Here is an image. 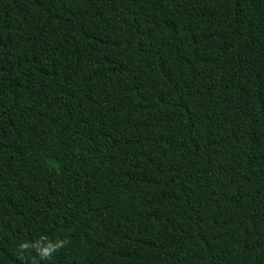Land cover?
<instances>
[{
	"label": "trees",
	"instance_id": "16d2710c",
	"mask_svg": "<svg viewBox=\"0 0 264 264\" xmlns=\"http://www.w3.org/2000/svg\"><path fill=\"white\" fill-rule=\"evenodd\" d=\"M264 264V0H0V264Z\"/></svg>",
	"mask_w": 264,
	"mask_h": 264
},
{
	"label": "clouds",
	"instance_id": "9594fccd",
	"mask_svg": "<svg viewBox=\"0 0 264 264\" xmlns=\"http://www.w3.org/2000/svg\"><path fill=\"white\" fill-rule=\"evenodd\" d=\"M66 244L67 241L64 239L57 238L53 241L47 237H41L34 242H22L19 248L21 253H35L34 256H29L30 264H40V261L51 259L53 254L64 248Z\"/></svg>",
	"mask_w": 264,
	"mask_h": 264
}]
</instances>
